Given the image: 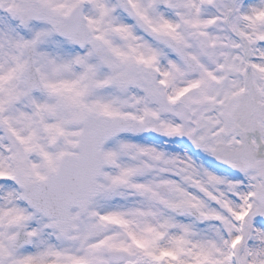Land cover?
I'll return each mask as SVG.
<instances>
[{"label": "snow or ice", "instance_id": "obj_1", "mask_svg": "<svg viewBox=\"0 0 264 264\" xmlns=\"http://www.w3.org/2000/svg\"><path fill=\"white\" fill-rule=\"evenodd\" d=\"M0 264H264V0H0Z\"/></svg>", "mask_w": 264, "mask_h": 264}]
</instances>
